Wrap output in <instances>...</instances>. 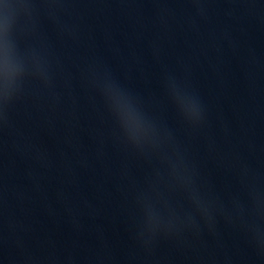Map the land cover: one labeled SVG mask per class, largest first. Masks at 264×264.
<instances>
[{
	"label": "water",
	"instance_id": "water-1",
	"mask_svg": "<svg viewBox=\"0 0 264 264\" xmlns=\"http://www.w3.org/2000/svg\"><path fill=\"white\" fill-rule=\"evenodd\" d=\"M0 264H264V0H0Z\"/></svg>",
	"mask_w": 264,
	"mask_h": 264
}]
</instances>
